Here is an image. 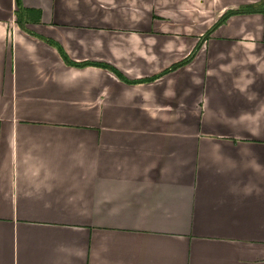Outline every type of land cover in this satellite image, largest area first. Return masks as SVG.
<instances>
[{
	"label": "crops",
	"instance_id": "obj_1",
	"mask_svg": "<svg viewBox=\"0 0 264 264\" xmlns=\"http://www.w3.org/2000/svg\"><path fill=\"white\" fill-rule=\"evenodd\" d=\"M260 1L0 0V264H264Z\"/></svg>",
	"mask_w": 264,
	"mask_h": 264
},
{
	"label": "trees",
	"instance_id": "obj_2",
	"mask_svg": "<svg viewBox=\"0 0 264 264\" xmlns=\"http://www.w3.org/2000/svg\"><path fill=\"white\" fill-rule=\"evenodd\" d=\"M15 5H16V23L18 24V26L21 29H24L23 27V23H22V12L24 11V8L21 5L20 0H15ZM252 12H264V0H261L259 3H257L256 5H246V6H242V7H238L236 9H230L227 10L213 25L212 27L203 35L202 40L206 39L207 36L209 35V33L215 28L217 27L219 24H221L222 22H224L226 20L227 17H229L230 15L233 14H242V13H252ZM36 20H38V18L36 17ZM39 37V36H38ZM40 39H42L44 42L48 43L49 45L53 46L56 48V50L58 51L59 55L61 56L62 60L69 65H76L73 62H71L68 57L66 56V54L63 52V50L61 49V47L56 44L55 42H53L52 40L46 39V38H42L39 37ZM197 49V46L193 49V51L189 54V56L183 60L180 63L174 64L172 65L169 69H174L177 66L188 62L192 56L194 55L195 50ZM103 67L110 69L111 71H113L116 75L120 76V74L112 67L104 65Z\"/></svg>",
	"mask_w": 264,
	"mask_h": 264
}]
</instances>
